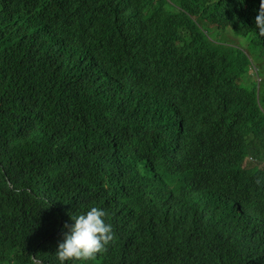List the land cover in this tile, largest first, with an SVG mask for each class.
<instances>
[{"label": "trees", "instance_id": "trees-1", "mask_svg": "<svg viewBox=\"0 0 264 264\" xmlns=\"http://www.w3.org/2000/svg\"><path fill=\"white\" fill-rule=\"evenodd\" d=\"M259 5L0 0V264L93 206L114 239L71 264H264Z\"/></svg>", "mask_w": 264, "mask_h": 264}, {"label": "clouds", "instance_id": "clouds-1", "mask_svg": "<svg viewBox=\"0 0 264 264\" xmlns=\"http://www.w3.org/2000/svg\"><path fill=\"white\" fill-rule=\"evenodd\" d=\"M255 28L258 33L264 36V0H260L259 13L255 18ZM256 72V88L258 91L264 85V70L263 78L258 74V66L255 69ZM259 80V82H257ZM126 84L124 79L119 75L115 76L113 85L116 87L118 84ZM248 90V86L243 84ZM255 105L259 113L262 112L264 117V101H260L259 94L255 103H252L249 107ZM248 107V108H249ZM258 162L251 157L247 158L245 163ZM249 202L256 203L264 209V200H257L253 195L249 194L247 199ZM108 212L100 207H91L86 213H82L78 216H72L74 220L73 225L65 224L64 227L68 229L64 233L63 241L59 243L56 251V259L59 264H71L74 261H89L95 260L99 255L107 251L108 245L114 239V230L111 223L106 222ZM264 217V211L262 213ZM264 226V218H263ZM30 264H42L38 257L30 255Z\"/></svg>", "mask_w": 264, "mask_h": 264}, {"label": "rangeland", "instance_id": "rangeland-1", "mask_svg": "<svg viewBox=\"0 0 264 264\" xmlns=\"http://www.w3.org/2000/svg\"><path fill=\"white\" fill-rule=\"evenodd\" d=\"M229 39H233L232 36L230 34L227 35ZM238 41V40H236ZM243 44L245 45V42H243ZM258 66V74L260 75V77L263 78V70H264V59L263 60H259L257 62V65L255 66V69H257ZM257 82H259V80H257ZM261 167H264V165H262Z\"/></svg>", "mask_w": 264, "mask_h": 264}, {"label": "bare ground", "instance_id": "bare-ground-1", "mask_svg": "<svg viewBox=\"0 0 264 264\" xmlns=\"http://www.w3.org/2000/svg\"><path fill=\"white\" fill-rule=\"evenodd\" d=\"M132 57V56H131ZM136 57V56H135ZM134 58V57H133ZM126 59V58H125ZM128 59H129V57H128ZM124 60V59H123ZM134 60V59H133ZM123 62V61H122ZM147 67V66H146ZM147 70V69H146ZM111 105H112V103H111ZM108 111V110H107ZM109 112V111H108ZM103 127V126H102Z\"/></svg>", "mask_w": 264, "mask_h": 264}]
</instances>
